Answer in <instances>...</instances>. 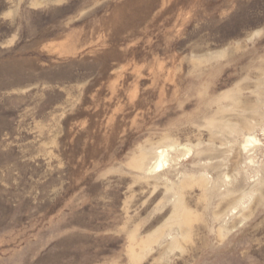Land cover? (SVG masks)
Listing matches in <instances>:
<instances>
[{"label": "rangeland", "instance_id": "rangeland-1", "mask_svg": "<svg viewBox=\"0 0 264 264\" xmlns=\"http://www.w3.org/2000/svg\"><path fill=\"white\" fill-rule=\"evenodd\" d=\"M0 264H264V0H0Z\"/></svg>", "mask_w": 264, "mask_h": 264}, {"label": "bare ground", "instance_id": "bare-ground-1", "mask_svg": "<svg viewBox=\"0 0 264 264\" xmlns=\"http://www.w3.org/2000/svg\"><path fill=\"white\" fill-rule=\"evenodd\" d=\"M249 144V143H248ZM247 145V144H246ZM167 155L163 151L159 152L156 162L153 167H151L155 172H161L164 170L165 165L167 164Z\"/></svg>", "mask_w": 264, "mask_h": 264}]
</instances>
